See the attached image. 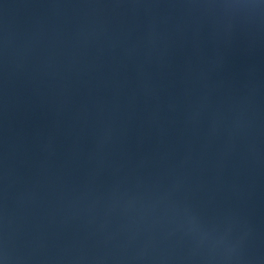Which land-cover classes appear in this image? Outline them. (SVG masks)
I'll list each match as a JSON object with an SVG mask.
<instances>
[{
    "label": "water",
    "instance_id": "obj_1",
    "mask_svg": "<svg viewBox=\"0 0 264 264\" xmlns=\"http://www.w3.org/2000/svg\"><path fill=\"white\" fill-rule=\"evenodd\" d=\"M0 264H264V0H0Z\"/></svg>",
    "mask_w": 264,
    "mask_h": 264
}]
</instances>
